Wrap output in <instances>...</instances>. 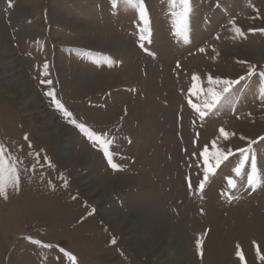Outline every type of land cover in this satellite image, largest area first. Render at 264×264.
Listing matches in <instances>:
<instances>
[{"label":"rangeland","instance_id":"374dc122","mask_svg":"<svg viewBox=\"0 0 264 264\" xmlns=\"http://www.w3.org/2000/svg\"><path fill=\"white\" fill-rule=\"evenodd\" d=\"M143 2L147 33L138 4L125 0L116 7L112 0H0L8 60L28 82L26 99L34 96L57 124H36L32 110L0 87V143L22 161L18 189L0 197V264H241L237 245L244 264H264L256 256L257 245L264 255V182L252 187L246 181L252 156L264 175V0H189L186 13L180 0ZM208 76L246 79L201 118L189 101L203 110L213 87ZM47 79L53 83H41ZM194 84L204 91H190ZM53 89L77 123L115 138L110 151L118 168L55 108L45 95ZM62 126L68 129L63 138L40 139ZM251 140L257 143L244 161L237 149ZM205 146L210 154L232 149V155L219 167L210 159L209 179L200 191ZM62 149L85 151L88 162L66 167L57 155ZM228 178L236 189L229 188ZM91 179H98L93 187L100 192L124 187L99 202L100 195L83 196L80 181ZM101 211L118 215L117 222L106 221ZM136 212L170 221L155 246L158 223L144 226L145 245L152 246L144 255L130 242L140 230L121 226ZM215 242L223 261L210 256Z\"/></svg>","mask_w":264,"mask_h":264},{"label":"snow or ice","instance_id":"6c2138e0","mask_svg":"<svg viewBox=\"0 0 264 264\" xmlns=\"http://www.w3.org/2000/svg\"><path fill=\"white\" fill-rule=\"evenodd\" d=\"M126 3L130 5L138 4L139 7V19L143 22L144 28L142 29L143 32H148V18L146 13V8L144 5L143 0H125ZM176 0H173V3H175ZM117 0H112V6L116 7ZM180 3L183 6V12L188 11V5L189 0H180ZM11 6V4H10ZM253 31V30H250ZM260 31H264V29H260ZM237 33H240V35H243V33L240 31L239 28L236 29ZM141 40L146 39L145 36L140 37ZM143 47V45H141ZM241 63H244L241 61ZM48 67L47 63L44 64V68L46 69ZM46 74V73H45ZM254 74V66L249 65V70L247 73V76H252ZM260 75H264V73H261ZM193 81H197L199 79L198 76L192 77ZM245 76H240L239 79H219V78H213L212 76H208V84L212 85L213 87H209L207 89L206 95L210 97L204 104H203V110L198 107L196 104L192 103L191 100L189 103L191 106L199 113V116L201 118H204L206 115H208V112L213 109L216 105L221 103V101L226 97L227 94L231 93V90L234 85L240 84L241 81L245 80ZM42 84L51 85L53 83L52 80H41ZM218 90H217V87ZM190 91H195L197 93H202L204 90L202 88H199L197 85H193V89ZM46 96L51 98V103L55 106V108L63 114L65 118H67V122L77 127L85 136L93 143L94 146L98 147L100 150H102L104 156L107 158L108 163L113 169L118 168V165L113 162V156L110 151L111 146L114 144L115 138L113 137L111 140L108 139L107 133H98L96 131L90 130L84 123H77L76 119H73V114L70 112L64 104L61 102L60 99L57 98L56 93L53 90H49L45 93ZM220 133L222 136L227 138L228 133L225 132L223 128L220 129ZM244 139V137H241ZM264 140V138H261ZM25 140H27V136H25ZM256 140H251L248 142L247 148H240L237 149V151L243 155L244 161L249 160L248 153L252 152V145L256 144ZM29 147L31 148V145L29 144ZM213 149L216 148L215 142H213L212 145ZM29 155H32L29 153ZM200 155L203 157L205 169H204V176L203 179L199 183V190L203 191L205 183L209 179V173L211 169L208 167L210 159L215 160V167H219L220 164L223 161H227L229 159V156L232 155V149H228L227 151L224 150H215L212 151L211 154L209 153V149L207 146H205L204 150L200 153ZM43 161L46 164H49L50 161L47 155L45 154L43 157ZM40 162V154H36V163L32 165V170L35 171L36 165ZM22 161L19 159L18 156L15 155L14 152H9L6 150V146L3 143H0V197H3L4 199H7L8 197V191L9 189L16 190L19 187L20 184V169L18 168V165L21 164ZM42 166V165H41ZM234 172L237 175L242 174V168L240 166H237L234 168ZM246 181L248 186L255 187L257 182H264V175L258 170L256 157H251V169L246 173ZM228 186L230 189H236L237 184L236 182L228 178L227 180ZM66 186V182H65ZM189 187L191 188V184H189ZM228 198L232 199L231 192L227 193ZM75 199V197H73ZM91 214V213H90ZM28 239L31 240V237ZM33 243L40 244L41 242L39 240H33ZM112 243H115V240L112 241ZM255 244V242H253ZM45 247H51V245H44ZM196 247L198 252L201 250V241L197 240ZM202 254V252H201ZM236 256L239 258L241 264H244L245 262V255L240 250L239 245H237V251ZM256 256L260 260H264V255L261 254V250L259 246L256 247ZM72 260H75V257H70Z\"/></svg>","mask_w":264,"mask_h":264},{"label":"bare ground","instance_id":"6f19581e","mask_svg":"<svg viewBox=\"0 0 264 264\" xmlns=\"http://www.w3.org/2000/svg\"><path fill=\"white\" fill-rule=\"evenodd\" d=\"M5 30H4L3 26L0 24V87H2L5 90H8L11 93H13L12 94L13 95L12 98H15L14 100L18 104V106H20V107H22V108H24L26 110L30 109L29 111H31V110L33 111V113L31 111V114H33V115L35 114V116L33 118L31 117V120H35L37 122L36 124H38V122H41V124H43V125L57 126V124L55 123V120H54L53 117L45 116V114H43V111L40 109L42 104L34 96H33V98L26 99L27 96L29 95L31 89H30V87L28 85V82L26 81L25 76L23 75L22 70L16 69V65H15L14 61L8 60V58L11 56V53L7 50V46H6V43H5L6 41L4 40V38H5ZM80 82H78V83H80ZM82 82H85V81L83 80ZM84 84H86V83H84ZM82 86H84V85H82ZM89 86H90V84H89ZM41 120H44V121H41ZM33 122H31V123H33ZM34 124H35V122H34ZM67 131H68V129L66 127L62 126V128H61V130L59 132L50 133V134H48L46 136L41 135L40 139L43 142H45V143L53 142L55 140H58L59 138H63V136H65L67 134ZM86 154H87V152H85V151L77 153V154H71L70 152H68V150H65V149H62V150L58 151V153H57L58 157L63 162V165H65L66 167H72V166H75L78 163L79 164L80 163H85L86 161L88 162L89 158H88V155H86ZM96 180H98V179H96ZM96 180L91 179V180H82V181H80V184L83 185V189H84L83 196L85 198L93 199L96 196L100 195L99 198H96L97 201L100 202L107 195H109L112 191L116 190L117 188H123L124 187L123 185H118L117 188L116 187H114V188L113 187H110V188L109 187H105L104 192H100L101 188H99V187L94 188L93 187V184H94V182ZM92 187H93V189H92ZM43 201L47 202L46 204L49 205L48 201H46L45 199ZM41 203L43 204L44 202H41ZM157 210H158V208H157ZM152 212L154 213V211H151V213ZM100 214L104 217V219H106V221H108L109 223H112V225H114L117 222V220H118V217H117L118 215H116L115 213H111V212H107V211H101ZM158 217H159V215H158ZM259 219H261V218H259ZM259 219L258 220L256 219V221L258 222ZM151 221H155V222L158 223V226H159L158 228H159V231H160V232H158L157 236L154 237L156 239L153 238L154 246H155L156 244H159L158 242L163 241V236H164L163 233H165L166 230L169 229L167 227L170 226V221L169 220H168L169 222H167L164 219H163V221H160L157 218H155V215L152 216V215H150V213L148 214V213H145V212H138V213L136 212V213H133V214L132 213L128 214V216L123 220L124 224L121 225V226L125 225V226H128L130 228L134 227L132 229H137L136 231L140 230V233H138L137 235H135L133 237H130V242L132 244L133 250L138 252L140 255H144V253H146L147 249L152 247L151 243L145 245V243L148 241V237H147V232H144V229H143L145 225L147 226V228L152 227L150 224H152L153 222L151 223ZM148 225H149V227H148ZM121 226H118V228H116V229H119ZM259 227H261V226H259ZM141 230H143V231H141ZM260 236H261V238L262 237L264 238V234L263 233H261ZM182 244H183V242H182ZM219 244H221V243H219ZM219 248L220 247L218 246V243L215 242V247H213L214 251L210 252V256L211 257H213L214 259H216V258L218 259V260L216 259L217 262L223 261V258H224L223 255L219 254L220 253L219 252V250H220ZM184 258H185V256H183V259ZM180 261L181 260H179V262ZM210 261L213 262L212 259Z\"/></svg>","mask_w":264,"mask_h":264}]
</instances>
